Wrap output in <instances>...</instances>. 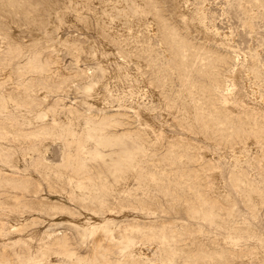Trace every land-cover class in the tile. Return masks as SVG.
<instances>
[{
    "label": "rangeland",
    "instance_id": "374dc122",
    "mask_svg": "<svg viewBox=\"0 0 264 264\" xmlns=\"http://www.w3.org/2000/svg\"><path fill=\"white\" fill-rule=\"evenodd\" d=\"M0 264H264V0H0Z\"/></svg>",
    "mask_w": 264,
    "mask_h": 264
}]
</instances>
